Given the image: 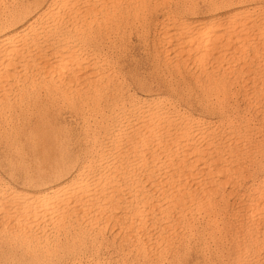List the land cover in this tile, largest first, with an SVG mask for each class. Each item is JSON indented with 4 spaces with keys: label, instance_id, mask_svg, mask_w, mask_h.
Here are the masks:
<instances>
[{
    "label": "bare ground",
    "instance_id": "6f19581e",
    "mask_svg": "<svg viewBox=\"0 0 264 264\" xmlns=\"http://www.w3.org/2000/svg\"><path fill=\"white\" fill-rule=\"evenodd\" d=\"M123 1L124 0H0V137L4 138L5 141H3L6 146L3 147L6 148L8 153L10 150V154L13 152L21 158V156L25 154H22L25 152L22 147L26 144H23V141H26L28 142L26 148L27 146L30 148L32 155L30 156L31 159L28 158V154V157L24 156L33 163H36L39 159H41V162L39 161L40 164L45 161L46 163H51L56 159V161H58L59 158L57 155V158H55V154L59 149H55L56 151L50 150V146L52 144L51 147L53 148L54 146L52 137L56 138V136H53V133L50 135L49 131L52 132V130L56 128L52 125L55 121H62L63 118L61 117V119L55 120V117H53V120L51 116V113H54L53 108L57 106L60 107L61 104L63 106L66 105L68 109V111L67 109L66 111L71 115L69 118L73 116L76 120L80 119L83 123L82 127L79 125L83 131V133H81V140L83 143H77V146H82L83 144L81 147L82 152L78 153L79 155L77 156L73 155L72 158L75 163H73V166L70 163L72 166L70 170L67 164H69L68 160L71 158L66 155L68 157L67 159L61 155L64 151L66 152L65 148H67L68 145L66 143L71 140L67 139L65 135L66 138L63 139L68 141H64L65 146L61 143V146L63 145L61 150L63 149L64 151H62V153L59 151V155L62 156L63 159L61 158L58 168L53 171L50 170L51 173H49L48 176L36 177L32 173L28 175L26 173L29 172H26L23 174L25 179L24 177L22 178L24 179L22 183H24L20 185L16 181L17 184L13 183L11 180H7L8 177L7 179L0 178V241L2 242H0V246H3V250H5L4 252L6 253L8 249H10L8 247L12 248L14 246H17L24 252V256L21 257L13 256L11 253L12 256L9 257V260L11 259L10 264H83L84 262L85 264H127V260L125 261V259H129L127 257L132 256L131 254H134L137 258L139 255L148 254L146 253L148 251L151 252V255L154 253L158 260L159 258H163L161 256L165 255V250V252L169 253L171 248L174 249L171 244L175 238H177V240L179 239V243L183 242L184 244L194 237L196 232L193 225L194 216L199 215L204 220V225H208L211 228L213 227V229L216 228L215 230L218 231L220 230L219 232L216 231L218 235L222 229H224L222 224L226 222H229V224L231 223L230 226L227 225L229 226L228 228L225 226L224 230L225 234H229L227 243L230 244L231 251L229 250L228 255L223 253L224 256L227 255V260H224V257V259L220 258L224 260L223 264H251L250 261V263L247 261L249 252L251 250H263L264 170H261L263 173L261 172L262 174H259L260 176L257 178L256 183H254V180L258 174L256 175L255 173L256 176L253 182L249 187H246L250 190L249 193H247L246 199H240L241 201H239L237 205L233 204L235 207L228 213L229 209L227 210L226 207L228 206L229 200L226 201L227 206L225 202L222 203L218 201L217 194L218 191H220L219 187H221V185L225 186L226 182L231 179L233 180L236 176L242 177L247 175L239 172L240 170H238L237 167L234 168V165H232L233 161H231V165L227 164L228 162L225 163L226 158L227 160L228 157H232L233 159L232 149H225L223 143L218 144L217 142V145L214 144L216 142L213 140L215 136L213 133V135H210L212 131L210 133L207 131L204 119L194 116V114H191L192 112L189 111H187L189 113H178L175 108V111L166 108L167 106L170 107L172 103V99L168 94L150 100L148 99L149 101L145 104H140L136 103L135 100H128L129 96L126 99L124 95L122 96L121 93H117L122 91L120 90L121 84L114 80L118 75L113 77L111 66L114 71L115 65L111 64L113 61L110 60V57L112 58V56H109L110 52L113 53V49L111 50V47L109 48L110 43H106L109 51H111L109 53L106 51L104 52L105 40H110V32L112 33V31H114L115 33L117 28L120 29L124 26L123 24L127 22L126 16L129 17V15H131L130 13L137 18L140 16L139 14L142 16L141 12L144 10L141 11V8L146 4V1L149 2V0H127L125 2L128 4H124L129 6H122ZM151 1L153 2L154 0ZM160 1L162 3L164 2L162 0ZM160 1L157 0L156 3ZM165 1L168 2L171 0ZM232 2V0H213L212 4L210 3L211 7L209 5L211 10L214 9L212 10L213 12L210 10L211 12H208L207 16L200 18H192L194 15L193 13H191L193 14L191 18H182L177 15L166 14L167 16L166 18L164 17L165 19L161 26L163 27V31H160L162 42L159 41V43L161 42L162 49H160V53L163 54V58L165 57V52L173 54L175 57L173 67H179V69L182 64L185 66L184 68H187L188 63H190L201 69L203 73H206L207 70L205 67L209 61L220 63L224 62L223 60H227L228 62H236V64L240 62L237 69L239 72L243 73L244 85L250 90L245 94L243 93L245 97L243 96L242 100L240 99L243 107L239 105L240 103H238V100L235 102L233 101L235 103V105L232 103L234 107L232 104V106L227 104V107H233L231 114L225 115L226 111L228 112V108L225 106L227 110L225 109V112H223V108L221 105L219 106L222 108V113H225L224 116H221V119H223L221 122L228 124V126H230L228 129L232 131L230 137L228 135L226 139L229 138L230 140L232 137L237 139L238 142H242L243 140L247 141L250 139L252 132H254L253 126L255 125L252 124L251 119L248 117V114L249 116L251 114L249 110L251 108L254 109L256 105L253 103H261L260 106L264 108V99L260 101V99H262L261 97L264 98V42L259 45L260 40L264 39V7L258 6L260 15L256 18L252 17V13L255 10L254 7H230ZM154 4L152 6L153 8L155 7ZM164 4H166V2H164ZM207 4L208 3H206V5ZM126 7L129 9L127 10ZM189 7L191 8V6ZM153 8H151V11ZM144 12L147 13V10ZM146 17L147 16L144 18ZM142 18L143 17H141V19ZM140 21L142 22V20ZM136 25H138V23ZM132 26L134 27V25ZM125 28L127 29V26H125ZM144 35L145 34H143V36ZM112 38L113 37H111V39ZM109 42H111V40ZM116 44L114 45L116 46ZM115 46L114 48H116ZM138 47L139 46H137V48ZM244 55L247 56V58L240 61V59H243L242 57H244ZM174 57L172 59H174ZM163 64H165V62ZM174 64L176 66H174ZM220 67L221 63L217 68ZM229 67L231 66H226L224 68L222 66V69L224 72L225 70L230 72V69L233 68L228 69ZM165 68L167 67L165 66ZM214 69H216V67ZM211 73L215 74V72ZM192 75L195 77V74ZM116 79L120 80V78ZM215 80L213 79V81ZM200 81L201 80H199V83ZM116 82L120 86L119 91L116 90L118 89L116 87ZM192 82L196 81L193 80ZM176 84H178V82ZM232 84L234 83H231V85ZM189 86L190 85H188V88ZM244 90H246V88H243V91ZM122 92H124V90ZM236 94V96H238V93ZM200 95L202 96V94ZM125 97H127V95ZM205 108L206 107H204V109ZM62 111L65 112V109ZM56 115L59 116L60 114L58 115L56 113ZM62 115L63 113L61 116ZM73 119L74 118H71V120ZM91 122L92 127H90ZM77 123H75V125ZM55 124L57 125V122ZM63 125L62 123L61 126L63 127ZM57 129L60 128H56V130ZM56 130L54 129L53 132ZM77 130L78 128L76 131ZM57 132L58 130L54 132V135ZM239 135L245 138L242 140L241 138L238 139V137H240ZM75 137L78 138L79 136ZM260 139L262 140V138ZM20 140H23V143H21ZM57 140L61 142L62 139ZM54 141L56 140L54 139ZM70 144L72 145V143ZM242 144L244 146V143ZM0 151L6 152L2 148ZM69 151L70 150L67 149V152ZM72 151L73 149H71V152ZM67 152L64 153V155L67 154ZM27 153L29 152L27 151ZM238 153L239 152H237V154ZM248 153H246L248 155L247 157H249ZM7 155L4 156L7 157ZM70 156L72 155L70 154ZM256 157L257 156H255V158ZM9 158L11 159V157ZM4 159L9 160L7 158ZM28 159L27 162L30 161H28ZM22 160L24 162V159ZM249 160L250 158L248 161ZM10 162L9 160L8 163L12 164V162ZM16 162L18 161L16 160ZM35 163L33 165L31 164L32 169L40 165H35ZM44 164L42 166H44ZM56 164L57 163H55V165ZM12 165H16L17 167L15 163ZM42 166L40 165V169ZM255 166L260 167V164ZM249 167L250 169L252 168V166ZM11 168L13 169L14 167ZM36 168L38 169L39 167ZM16 169L18 170V168ZM247 169L248 166L246 170ZM253 169L255 170L257 168ZM242 170L245 169H241V171ZM11 171L12 170H10V172ZM13 171H15V169H13ZM16 171L13 174H15ZM27 171H29V169ZM6 172L8 171L6 170ZM248 174L250 175L251 173L249 172ZM43 175H45V173ZM26 177H30V179H26ZM245 177L246 176H244V179ZM9 178L11 179L10 175ZM248 178L250 177L248 176L247 179ZM246 182L249 181L246 180ZM233 185L234 183L232 182V186ZM234 186H236V184ZM222 192H224V190H221V193ZM222 198L223 197L220 199ZM227 198L231 197L228 196ZM231 208L232 205L230 209ZM256 216H258V219ZM231 217L236 220L237 224L241 223L240 226H244L245 224L247 226V224L249 225V223L253 222L256 218L258 220L256 225L259 224V226H261L262 223L263 228L260 230L256 228V225L253 223L255 229H259V232L254 231L253 227L246 230L244 226L245 230H243V235H247L249 238L241 236L244 237L245 240L243 239L240 241L241 238L239 239V236L234 233L238 229H234L233 232L229 231L234 224V220H232ZM237 220H239V222H237ZM198 222L197 226L199 225ZM202 227L205 226H202L201 223V229H198V231L202 230ZM211 228H209L210 233H206L208 235L204 237L215 239L214 236L216 237V234L211 232L213 231ZM106 229H110L114 238H118L119 241L118 245H116V252L115 250L113 251L115 259L112 257L111 253L107 256L108 258L101 257L102 254L100 256L99 250L103 245L101 238V241L97 239L99 244H96V239L94 241L95 243H90L89 241V243L87 242L89 245L84 243L86 239L85 236L87 237L88 233H94L93 235L98 236ZM241 229L237 231H240V234L242 233ZM46 230H51L53 232L51 235L52 238L50 237L51 239L45 236ZM68 231L73 232L71 237H69L70 232ZM253 231L259 233L258 235L256 234L255 239L251 237L252 234L254 235ZM204 232L201 235L202 237L205 234ZM222 237L219 236L221 241ZM195 239H197L196 236ZM171 240L172 242L169 245ZM206 240L208 241L209 239H205L204 241ZM216 240L218 241V237ZM104 242L106 243V240ZM107 242L113 243V238L112 242H110L109 239ZM183 244L182 246L185 245ZM203 244L205 245V243ZM112 245L110 244L109 248H111ZM170 246L171 248L167 251L166 248ZM185 247L188 246L186 245ZM103 250L101 249V253ZM216 253L219 254L218 252ZM5 254L3 251L0 252V264H3L4 258H7ZM134 256L133 258H135ZM256 257H258V255ZM215 259L217 262V258ZM4 264L7 263L5 262Z\"/></svg>",
    "mask_w": 264,
    "mask_h": 264
},
{
    "label": "rangeland",
    "instance_id": "374dc122",
    "mask_svg": "<svg viewBox=\"0 0 264 264\" xmlns=\"http://www.w3.org/2000/svg\"><path fill=\"white\" fill-rule=\"evenodd\" d=\"M125 1H127V0H124L123 1V3H122V6H129V5H127L128 3L127 2H125ZM131 1H135V0H131ZM151 0H149V2L148 1H146V4L141 8V11L142 10H144V11H146L147 10V13L146 12H141L142 13V16H141V14H139L140 16V19H139V17L137 18V17H135L132 13H130L131 15H129V17L128 16H126L127 18V22L126 23H124L122 26L123 27H121L120 29H116L115 30V33H114V31H112V33L110 32V34H109V36H110V40H111V42H115L114 44H116V46L113 44V43H111V42H109L110 40H105L106 42H105V46L107 47L108 45L106 44V43H110L109 44V48L112 50V52L114 53H111L110 51H109V49H108V47L106 48L105 46H104V44H103V46H104V52L106 51L107 53H109V56L111 55L112 56V58L110 57V60H112L113 62L111 63L112 65H115L114 66V71L112 70L113 69V67L111 66V71H112V73H113V77H115V75H118V77H115V81H117V82H119V84H121V87L119 86V84L117 83V88L118 89H116V90H118L119 91V89L120 90H124V92H117V93H121L122 94V96L124 95V98H128V96H129V98H128V100H135V102L136 103H146V102H148L150 99H152V98H155V97H159V96H162V95H165V94H168L170 97H171V99H172V103H171V105H170V107L169 106H167L166 108H170L171 110H173V111H175L174 110V108L177 110L176 112H178V113H189V112H192L191 114H194V116H198V117H200V118H202V119H204V121L206 122L205 123V126H206V128H207V131L210 133L211 131V134L210 135H213L214 134V136H215V138L213 139L214 140V144H216L217 145V142H218V144H220V143H223V145H224V148L225 149H228V148H230V149H232L231 151L233 152V159H232V157L231 158H229L228 157V160H227V158H226V162L225 163H227V164H230L231 165V161H233L232 162V165H234V168H238V170H240L239 172H242L243 174H247L250 178H248L247 179V175H244V176H246L245 177V179H244V176H239V177H234L235 178V180H234V178H233V180L231 179V180H229L228 182H226V187L225 186H223V185H221V187L223 188H221V187H219L220 188V191H218V194H217V198L219 199H217L218 201H221L222 203H224L225 202V205L227 206V202L226 201H228L229 200V203H228V206L226 207V209L228 210V213H230V211L235 207L233 204H235V205H237L238 204V202L239 201H241L240 199H246V197H247V193H249V188H246V187H249L250 186V184L253 182V179L255 178V176L258 174V176H256V179L254 180V183H256V181H257V178L263 173L262 171L264 170V168H262V167H264V124H262V123H264V108H262L260 105H261V103L259 104V103H253V104H256L255 105V107L257 106V105H259V106H257L256 108L254 107V109L253 108H251L250 110H249V113H251L250 114V116H249V114H248V117H249V119H251V122H252V124L253 125H255V126H253L254 127V129H253V131L254 132H252V137L250 136V139H248L247 141H239L238 142V140L237 139H235V138H230V140H229V138H227L226 139V137L229 135V137H230V135L232 134V131H231V129H228L230 126H228V124H226V123H224V122H221V121H223V119H221L222 117L221 116H224V114L225 113H222V110H224L223 112H225V109L227 110V108H228V112L226 111V114L225 115H227V114H231V110H233V107H234V105H235V101H239L238 103H240L239 105H242V107H243V104H242V102H241V100H242V98H243V96H244V94L246 93V92H249L250 90L249 89H247V87L244 85V75H243V73L242 72H239L238 71V65H240V62L238 63V64H236V62H228L227 60H223L224 62H220L221 63V67L220 68H217L218 66H219V62H216V61H209L208 63H207V66L205 67V69L207 70L206 71V73H203V71L201 70V69H199L198 67H196L195 65H192V64H190V63H188V65H187V68H184L185 66L182 64L181 66H180V69H179V67L177 68V67H173V63L175 62V57H174V55L173 54H171V53H167V52H165L164 53V55H165V57L163 58V54L162 53H160L161 51H160V49H162L161 48V32L163 31V27H161L162 26V23H163V21H164V19L166 18V16L168 15V14H170V15H177V16H179V17H182V18H187V17H189V18H191L192 16L191 15H193V17L192 18H200V17H205V16H207L208 15V12L210 13L212 10H214V9H212L211 10V4H212V2H213V0H171V1H165V0H162V1H164V2H166V4H164V2L162 3L160 0V2L157 4L156 3V1L153 3L152 1L150 2ZM176 1V2H175ZM212 1V2H211ZM215 1V0H214ZM233 2L231 3V5H230V7H235V6H241V7H244V8H250V7H254L255 8V10L253 11V13H252V17H258L259 15H260V9H259V7H264V0H242V2H241V0H232ZM256 1V2H255ZM148 2V3H147ZM185 2V3H184ZM188 2H190V3H188ZM247 2V3H246ZM124 3H127V4H124ZM154 4V8L152 7L153 6V4ZM162 3V4H161ZM168 3V4H167ZM176 3V4H175ZM206 3H208L207 5H206ZM211 3V4H210ZM240 3V4H239ZM149 4V5H148ZM152 4V5H151ZM159 4H161V5H159ZM163 4H164V6H163ZM170 4V5H169ZM199 4V5H198ZM201 4V5H200ZM147 5V6H146ZM156 5H157V7H156ZM166 5V6H165ZM195 5V6H194ZM197 5V6H196ZM209 5H210V7H209ZM248 5V6H247ZM145 6H146V8H145ZM150 6H151V8H153V10L151 11V8H150ZM181 6V7H180ZM189 6H191V8L189 7ZM194 6V7H193ZM259 6V7H258ZM148 7V8H147ZM163 9H162V8ZM178 7V8H177ZM179 7H180V9H179ZM184 7V8H183ZM199 7H201V8H199ZM127 8V7H126ZM126 8H125V10H126ZM150 8V9H149ZM161 8V9H160ZM188 8V9H187ZM225 8V7H224ZM226 8H228V7H226ZM129 8H127V10H128ZM158 11H157V10ZM170 9V10H169ZM175 9V10H174ZM178 9H179V11H178ZM187 9V10H186ZM194 9H195V11H194ZM197 9V10H196ZM126 10V11H127ZM156 10V11H155ZM166 10V11H165ZM185 10V11H184ZM211 10V11H210ZM150 13H149V12ZM177 11V12H176ZM183 11V12H182ZM189 11V12H188ZM160 12V13H159ZM163 14H162V13ZM179 12V13H178ZM213 12V11H212ZM146 15H145V14ZM176 13H178V14H176ZM191 13H193V14H191ZM196 13V14H195ZM148 14V15H147ZM152 14V15H151ZM167 14V15H166ZM182 14H183V16H182ZM186 14V15H185ZM254 14V15H253ZM150 15H151V18H150ZM153 15H155V16H153ZM188 15V16H187ZM145 16H147L146 18H144ZM141 17H143L142 19H141ZM165 17V18H164ZM135 18V19H134ZM162 18H163V20H162ZM188 18V19H189ZM133 20V21H132ZM140 20H142V22L140 21ZM148 20V21H147ZM158 20V21H157ZM144 21H146V22H144ZM151 21H152V23H151ZM154 21V22H153ZM160 21H162V22H160ZM131 22V23H130ZM134 22V23H133ZM138 23V25H136L137 23ZM144 22V23H143ZM129 24V25H128ZM131 24V25H130ZM153 24V25H152ZM132 25H134V27L132 26ZM145 25V26H144ZM154 25H156V26H154ZM125 26H127V29L125 28ZM131 26V27H130ZM141 26V27H140ZM155 27V28H154ZM145 28V29H144ZM149 28V29H148ZM151 28V29H150ZM130 29V30H129ZM160 29V30H159ZM124 30V31H123ZM141 30H142V32H141ZM159 30V31H158ZM131 31V32H130ZM134 31V32H133ZM161 31V32H160ZM117 32V33H116ZM154 32H156V33H154ZM160 32V33H159ZM114 33V34H113ZM124 33V34H123ZM141 33V34H140ZM149 35H148V34ZM143 34H145L144 36H143ZM113 35V36H112ZM117 35V36H116ZM121 35V36H120ZM127 35V36H126ZM130 35V36H129ZM154 35V36H153ZM155 35H157V36H155ZM123 36V37H122ZM135 36V37H134ZM149 36V37H148ZM111 37H113L112 39H113V41H112V39H111ZM125 37H128V38H125ZM120 38V39H119ZM138 38H140V39H138ZM122 39V40H121ZM129 39V40H128ZM137 39V40H136ZM142 39H143V41H142ZM158 39V40H157ZM115 40V41H114ZM120 40H121V42H120ZM136 40V41H135ZM129 41V42H128ZM159 41H161L160 43H159ZM127 42V43H126ZM136 42V43H135ZM262 42H264V39L263 40H260V42H259V45L260 44H262ZM119 43V44H118ZM121 43V44H120ZM130 45H129V44ZM139 45H138V44ZM147 43V44H146ZM151 43V44H150ZM156 43H157V45H156ZM134 44V45H133ZM112 45V46H111ZM120 45V46H119ZM114 46L116 47V48H114ZM128 46V47H127ZM137 46H139L138 48H137ZM145 46V47H144ZM127 47V48H126ZM142 47V48H141ZM160 47V48H159ZM147 49H148V51H147ZM108 50V51H107ZM119 50H121V51H119ZM125 51V52H124ZM118 52V53H117ZM127 52V53H126ZM148 52H149V55H148ZM156 52H159L161 55H162V57H161V55L159 54V53H156ZM129 53V54H128ZM116 54V55H115ZM120 54V55H119ZM159 54V55H158ZM166 54H167V56H166ZM170 54V55H169ZM148 55V56H147ZM156 55V56H155ZM245 55H246V53H245ZM244 55V57H242L243 59H240V61H243L244 59H246L247 58V56H245ZM115 56H117V57H115ZM128 56V57H127ZM171 56V57H170ZM114 57V58H113ZM118 57H120V58H118ZM149 57H150V60H149ZM161 57V58H160ZM174 57V59H172ZM168 58V59H167ZM114 59V60H113ZM118 59V60H117ZM147 59V60H146ZM159 59V60H158ZM161 59V60H160ZM165 59H166V61H165ZM172 59V60H171ZM123 60H124V62H123ZM127 60V61H126ZM149 60V61H148ZM136 61V62H135ZM226 61V62H225ZM118 63V64H116V63ZM128 62V63H127ZM154 62V63H153ZM156 62V63H155ZM165 62V64H163ZM212 62V63H211ZM122 63V64H121ZM130 63V64H129ZM150 63V64H149ZM216 65H215V64ZM242 63V62H241ZM129 64V65H128ZM132 64H133V66H132ZM170 64H171V66H170ZM122 65V66H121ZM125 65H126V67H125ZM128 65V66H127ZM190 65H192V66H190ZM211 65V66H210ZM235 65V66H234ZM165 66L167 67V68H165ZM174 66H176L175 64H174ZM183 66V67H182ZM222 66H223V68L224 67H226V66H231V67H229L228 69H230V68H233V69H230V72L229 71H226L225 70V72H224V70L222 69ZM116 67V68H115ZM121 67V68H120ZM133 67V68H132ZM172 67V68H171ZM216 67V69H214ZM123 68V69H122ZM176 68V69H175ZM184 68V69H183ZM164 69V70H163ZM168 69V70H167ZM187 69V70H186ZM200 71H199V70ZM211 69V70H210ZM162 70V71H161ZM171 70V71H170ZM178 70V71H177ZM184 70V71H183ZM167 71H168V73H167ZM170 71V72H169ZM173 71V72H172ZM189 71V72H188ZM194 71V72H193ZM215 72V74L214 73H211V72ZM223 71V72H222ZM233 71V72H232ZM236 71H238V72H236ZM163 72V73H162ZM222 72V73H221ZM123 73V74H122ZM171 73V74H170ZM177 73V74H176ZM184 73V74H183ZM201 73V74H200ZM208 73H209V75H208ZM174 74V75H173ZM180 74V75H179ZM187 74V75H186ZM192 74H195V77H196V75H197V77L195 78L194 77V75H192ZM222 74V75H221ZM233 76H232V75ZM122 75V76H121ZM164 75V76H163ZM172 75V76H171ZM175 75H176V77H175ZM201 75V76H200ZM214 75V76H213ZM218 75V76H217ZM220 75V76H219ZM228 75V76H227ZM231 77H230V76ZM235 75V76H234ZM180 76V77H179ZM193 76V77H192ZM198 76H199V78H198ZM206 76V77H205ZM217 76V77H216ZM224 76H226V77H224ZM124 77V78H123ZM169 77V78H168ZM174 77H175V79H174ZM183 77V78H182ZM202 77V78H201ZM215 77V78H214ZM218 77H219V81H218ZM235 77V78H234ZM116 78H120V80H121V82H120V80H117ZM178 78H180V79H178ZM194 78V79H193ZM209 80H208V79ZM212 78V79H211ZM230 78H231V80H230ZM234 78V79H233ZM239 78V79H238ZM124 79V80H123ZM182 79V80H181ZM187 81H186V80ZM190 80V83H189V80ZM204 79V80H203ZM213 79L215 80V81H213ZM127 80V81H126ZM175 80V81H174ZM196 81V82H192V81ZM199 80H201L200 81V83H199ZM222 80V81H221ZM230 80V81H229ZM234 80H235V82H234ZM125 81V82H124ZM224 81V82H223ZM169 82H170V84H169ZM178 82V84H176ZM180 82V83H179ZM186 82V83H185ZM188 82V83H187ZM192 82V83H191ZM209 82V83H208ZM229 82V83H228ZM115 83V84H116ZM173 83V84H172ZM194 83H196V84H194ZM202 83V84H201ZM210 83H213V84H210ZM215 83V84H214ZM223 83V84H222ZM225 83V84H224ZM226 83H228V84H226ZM231 83H234V84H232L231 85ZM125 84V85H124ZM176 84V85H175ZM184 84V85H183ZM190 85L189 86V88H188V85ZM221 84V85H220ZM231 86H230V85ZM242 86H241V85ZM196 85V86H195ZM212 85V86H211ZM220 85V86H219ZM224 85H226V86H224ZM128 86V87H127ZM170 88H169V87ZM175 86V87H174ZM182 88H181V87ZM194 86H195V88H194ZM200 86V87H199ZM216 86V87H215ZM239 86V87H238ZM241 86V87H240ZM120 87V88H119ZM187 89H186V88ZM219 87V88H218ZM225 87V88H224ZM231 87V88H230ZM234 87V88H233ZM176 88V89H175ZM184 88V89H183ZM209 88V89H208ZM213 88V89H212ZM215 88H217V89H215ZM240 88V89H239ZM243 88L245 89L246 88V90H244L243 91ZM173 89V90H172ZM179 89V90H178ZM201 91H200V90ZM223 89V90H222ZM227 89V90H226ZM233 89V90H232ZM239 89V90H238ZM183 90V91H182ZM189 90V91H188ZM214 91V92H211V91ZM222 90V91H221ZM135 91V92H134ZM187 91V92H186ZM207 91V92H206ZM218 91V92H217ZM225 91V92H224ZM235 93H234V92ZM115 92V93H116ZM126 92V93H125ZM129 92V93H128ZM186 92V93H185ZM210 92V93H209ZM223 92V93H222ZM227 92V93H226ZM128 93V94H127ZM135 93V94H134ZM170 93H171V95H170ZM178 93V94H177ZM213 93H214V95H213ZM234 93V94H233ZM236 93H238V96H236L237 94ZM244 93V94H243ZM200 94H202V96L200 95ZM217 94H220V95H217ZM127 95V97H125ZM132 95V96H131ZM180 97H178V96ZM195 95V96H194ZM210 95H212V96H210ZM224 95V96H223ZM229 95H230V97H229ZM131 96V97H130ZM148 96V97H147ZM186 96V97H185ZM194 96V97H193ZM217 96H218V98H217ZM232 96V97H231ZM191 97V98H190ZM210 97V98H209ZM216 97V98H215ZM221 97H223V98H221ZM229 99H228V98ZM245 97V96H244ZM133 98V99H132ZM135 98V99H134ZM174 98V99H173ZM176 98V99H175ZM196 98V99H195ZM262 99H260V101H262L264 98L263 97H261ZM142 99V100H141ZM149 99V100H148ZM194 99V100H193ZM201 101H199V100ZM216 99V100H215ZM220 99H222V100H220ZM241 99V100H240ZM175 100V101H174ZM182 100V101H181ZM191 100V101H190ZM203 100V101H202ZM207 100V101H206ZM218 100V101H217ZM224 100V101H223ZM229 100V101H228ZM138 101V102H137ZM189 101H190V103H189ZM209 101V102H208ZM220 101V102H219ZM223 101V102H222ZM228 101V102H227ZM234 101V102H233ZM174 102V103H173ZM177 102V103H176ZM217 102H218V104H217ZM230 102V103H229ZM184 103V104H183ZM192 103V104H191ZM195 103V104H194ZM205 103V104H204ZM224 103V104H223ZM232 103H234V105L232 104ZM227 104L229 105V106H232L233 105V107H227ZM232 104V105H231ZM62 105V104H61ZM60 105V107H62ZM191 105V106H190ZM195 105V106H194ZM204 105V106H203ZM219 105H221V107L223 108H221ZM214 106V107H213ZM217 106V107H216ZM227 108H226V107ZM60 107H54L52 110L54 111V113H51V116H52V118L53 117H55V120H58V119H61V117L63 118L62 119V121L61 120H58V121H55L54 122V124H52L54 127H56V128H60V129H57L58 130V132L57 133H55V135H54V132H56L57 130H56V128H54L56 131H54L53 132V130H52V132L51 131H49L50 132V135H52V133H53V136H56V138H53L52 137V143H54V146H53V148L51 147L53 144L52 143H50V144H52L51 146H50V150H54V151H56L55 149H59V151H61V153H62V151H64L63 149L61 150V148H62V146L64 145L65 146V143H64V141L65 142H67L68 140H64L63 138H66V136H67V139H71V140H69L68 141V143H66V144H68L67 145V148H65V150H66V152H67V149L68 150H70L69 152H67V154H65L64 155V153H66L65 151L61 154L64 158H67L68 159V157L67 156H69L71 159V161L70 160H68V162H69V164H67V166L69 167V170H70V168H72V166L74 165L73 163H75V162H73V155L74 156H77V155H79L78 153H81L82 152V146H83V144H82V146L80 145H78L77 146V143L78 144H81V143H83L82 142V140H81V138H82V134L81 133H83V131L81 130L82 128V126H83V123H82V121L80 120V119H75V117H71V118H74L73 120H71V118H69V116H71L70 114H69V112H67L68 111V109H67V107H66V105H64L63 107H65V108H60ZM183 107V108H182ZM203 107V108H202ZM204 107H206L205 109H204ZM57 108H60V109H57ZM173 108V109H172ZM178 108H179V110H178ZM215 108V109H214ZM218 108V109H217ZM241 108V107H240ZM65 109V112H63L62 110H64ZM66 109H67V111H66ZM199 109V110H198ZM203 109V110H202ZM211 109V110H210ZM222 109V110H221ZM259 109V110H258ZM253 110H254V113H255V111H256V113L254 114L253 113ZM260 110H261V113H260ZM57 111V112H56ZM59 111V112H58ZM62 111V112H61ZM183 111V112H182ZM187 111H189V112H187ZM220 111V112H219ZM252 111V112H251ZM258 111V112H257ZM59 115V116H57L56 115V113ZM63 113V115L61 116V114ZM69 115H68V114ZM206 113V114H205ZM210 113V114H209ZM216 113H218V114H216ZM55 114V115H54ZM66 114V115H65ZM215 114V115H214ZM223 114V115H222ZM259 114V115H258ZM54 115V116H53ZM214 115V116H213ZM217 115V116H216ZM58 117V118H57ZM67 117H68V119H67ZM212 117V118H211ZM53 120H54V118H53ZM64 120V121H63ZM79 120V121H78ZM253 120V121H252ZM258 120V121H257ZM81 121V122H80ZM261 121V122H260ZM57 122V125L55 124ZM78 122V123H77ZM59 123H60V125H59ZM64 124L63 125V127L61 126V124ZM72 123V124H71ZM75 123H77L76 125H75ZM82 123V124H81ZM211 123V124H210ZM217 123V124H216ZM258 123V124H257ZM259 123H261V124H259ZM67 127H66V126ZM78 125V126H77ZM79 125H81V127L79 126ZM52 126V127H53ZM58 126V127H57ZM72 126V127H71ZM215 126V127H214ZM225 128H224V127ZM63 129H62V128ZM65 127H66V129H65ZM80 127V128H79ZM90 127H92V122L90 123ZM78 128V130L76 131V129ZM213 128H214V130H213ZM64 129H65V131H64ZM92 129V128H91ZM211 129V130H210ZM219 129V130H218ZM222 129V130H221ZM224 129H226V130H224ZM256 129V130H255ZM68 130V131H67ZM217 130H218V132H217ZM231 132H230V131ZM258 130V131H257ZM67 131V132H66ZM224 133H223V132ZM61 132H62V134H61ZM80 132V133H79ZM217 132V133H216ZM220 132V133H219ZM222 132V133H221ZM229 132V133H228ZM261 132V133H260ZM213 133V134H212ZM255 133V134H254ZM259 133V134H258ZM63 134H64V136H63ZM68 134V135H67ZM74 134H76V135H74ZM217 134V135H216ZM225 134V135H224ZM66 135V136H65ZM254 135H255V137H254ZM75 136H79L78 138H76ZM217 136V137H216ZM221 136V137H220ZM240 137H238V139H240L241 138V140L242 139H244L245 137H243L242 138V136L241 135H239ZM59 137V138H58ZM258 137V138H257ZM1 139V141H0V150H1V148L3 149V150H5L6 151V148H4L3 146H5V140H4V138H2V137H0ZM217 138V139H216ZM260 138H262V140L260 139ZM54 139L56 140V141H54ZM57 139H62L63 140V142H62V140H61V142H60V140H57ZM79 139V140H78ZM216 139V140H215ZM226 139V140H225ZM4 140V141H3ZM75 140V141H74ZM81 140V141H80ZM233 140H235V141H233ZM254 140V141H253ZM23 140H20V142L21 143H23V144H27L28 142H26V141H23ZM225 141V142H224ZM231 143H230V142ZM237 141V142H236ZM259 141V142H258ZM3 142V143H2ZM56 142V143H55ZM58 142H60V143H58ZM72 143V145L70 144V143ZM80 142V143H79ZM258 144H257V143ZM61 143L63 144L62 146H61ZM233 143V144H232ZM242 143H244V146H243V144ZM251 143V144H250ZM26 144L22 147V149H23V151H25V152H23L22 154H24L26 157H28V158H30L31 159V155H32V153L30 152L31 150H30V148L27 146V148H26ZM227 144V145H226ZM253 144V145H252ZM256 144V145H255ZM70 145V146H69ZM222 145V144H221ZM242 147H241V146ZM250 145V146H249ZM58 146H61V147H58ZM248 146V147H247ZM254 146V147H253ZM258 146V147H257ZM6 147V146H5ZM56 147H58V148H56ZM70 147V148H69ZM71 147H73V148H71ZM76 147V148H75ZM227 147V148H226ZM236 147V148H235ZM239 147H241V148H239ZM256 147H257V149H256ZM253 150H252V149ZM26 149V150H25ZM28 149V150H27ZM71 149H73V151H74V153H73V151L71 152ZM78 149V150H77ZM234 149V150H233ZM240 149V150H239ZM257 151H256V150ZM81 150V151H80ZM27 151L29 152V153H27ZM59 151H56V154H55V156L57 155L58 156V161H54V162H49V163H46V161L45 162H43V160H42V164H40V160L41 159H39V161H36V163H35V165H37V164H40L41 166L44 164V166H42L41 167V169H42V171H41V169H40V165L38 166H35V168L34 169H32V165L34 164L30 159H28V158H26L24 155H22L21 156V158H19L18 157V155L17 154H14L13 152H11L12 154H10V150H9V153L6 151V152H1L0 151V178H3V179H7V177H8V179L7 180H11L13 183H16V182H18V184L20 185V184H23L22 183V180L24 181V179H25V177H24V175L23 174H25L26 172H29V173H26V174H30V173H32L34 176H36V177H46V176H48V174L49 173H51V171L50 170H54V169H56V168H58L59 167V163H60V160H61V158H62V156H60L59 154H60V152ZM75 151H77V152H75ZM251 151V152H250ZM71 152V153H70ZM237 152H239L238 154H237ZM249 152V153H248ZM257 152V153H256ZM76 153V154H75ZM242 153V154H241ZM246 153H248L249 154V157H247L248 155L246 154ZM251 153V154H250ZM8 154V155H7ZM10 154V155H9ZM27 154H28V156H27ZM70 154L72 155V156H70ZM235 154H236V156H235ZM245 154H246V156H245ZM7 155V157H5V156ZM16 155L17 156V158H19V159H17L16 158V156H15V158H14V156ZM67 155V156H66ZM241 155V156H240ZM253 155V156H252ZM3 156V157H2ZM57 156L55 157V158H57ZM60 156V157H59ZM239 156V157H238ZM255 156H257L256 158H255ZM9 157H11V159L9 158ZM22 157H24V158H22ZM242 157V158H241ZM244 157V158H243ZM4 158H7V159H9L11 162H12V164L13 163H15V164H17V167H16V165H12V164H9L8 162H9V160H6V159H4ZM26 158V159H25ZM250 158V160L248 161V159ZM258 158V159H257ZM22 159H24V162H23V160ZM27 159H28V161L29 162H27ZM63 159V158H62ZM230 159V160H229ZM245 159H246V161H245ZM6 160V161H5ZM16 160L18 161V162H16ZM22 162H21V161ZM26 160V161H25ZM253 160V161H252ZM255 160V161H254ZM257 160V161H256ZM260 160V161H259ZM4 161V162H3ZM8 161V162H7ZM21 163H20V162ZM230 161V162H229ZM236 161H237V163H236ZM241 161V162H240ZM252 161V162H251ZM10 162V163H11ZM39 162V163H38ZM67 162V163H68ZM239 162V163H238ZM245 162V163H244ZM254 162V163H253ZM257 164H256V163ZM260 162V163H259ZM24 163V164H23ZM28 163H30V164H28ZM55 163H57L56 165H55ZM70 163H71V165H70ZM247 163V164H246ZM248 163H250V164H248ZM254 165H253V164ZM263 164V166H262V164ZM4 164H5V166H4ZM32 164V165H31ZM48 164V165H47ZM246 164V165H245ZM252 164V165H251ZM260 164V167L259 166H255V165H259ZM7 165H9V166H7ZM31 165V166H30ZM52 165V166H51ZM242 165H244V166H242ZM7 166V167H6ZM19 166V167H18ZM30 166V167H29ZM48 166V167H47ZM71 166V167H70ZM241 168H240V167ZM246 166V167H245ZM247 166H248V169L250 170H246V168H247ZM249 166H252V168L251 169H253V168H257V169H253V170H251L250 169V167ZM262 166V167H261ZM4 167V168H3ZM11 167H14L13 169H15V171L17 170L16 168H18V170L16 171V173L15 174H13L15 171H13V169L11 168ZM28 167V168H27ZM34 167V166H33ZM36 167H39L38 169L36 168ZM46 167V168H45ZM11 168V169H10ZM53 168V169H52ZM67 168V167H66ZM259 168H262V169H259ZM9 169V170H8ZM19 169H20V171H19ZM29 169V171H27ZM241 169H245V170H242L241 171ZM6 170L8 171V172H6ZM10 170H12L11 172H10ZM25 170V171H24ZM46 170V171H45ZM262 170V171H261ZM42 173H41V172ZM44 171V172H43ZM49 171V172H48ZM254 171V172H253ZM260 171V172H259ZM11 174H10V173ZM47 172V173H46ZM247 172V173H246ZM251 173L250 175L248 174V173ZM262 172V173H261ZM36 173V174H35ZM45 173V175H43ZM255 173H256V175H255ZM13 174V175H12ZM19 174V175H18ZM260 174V175H259ZM9 175H10V177H11V179L9 178ZM23 175V176H22ZM32 175V176H33ZM252 175H253V177H252ZM14 176V177H13ZM155 176H157V175H155ZM13 177V178H12ZM19 177V178H18ZM24 177V179H22ZM252 177V178H251ZM240 178V179H239ZM243 178V179H242ZM215 179H216V177H215ZM236 179H237V181H236ZM239 179V180H238ZM252 181H251V180ZM246 180L247 181H249V182H246ZM16 181V182H15ZM243 181V182H242ZM251 181V182H250ZM232 182L234 183V185L236 184V186H232ZM230 185H229V184ZM238 183V184H237ZM242 183V184H241ZM17 184V183H16ZM223 184H225V183H223ZM228 184V185H227ZM247 185V186H246ZM245 186V187H244ZM232 189V190H231ZM248 189V190H247ZM221 190L223 191L224 190V192H222L221 193ZM247 190V191H246ZM233 191V192H232ZM236 191V192H235ZM243 191H244V193H243ZM237 192H239V193H237ZM234 193V194H233ZM246 193V194H245ZM221 194V195H220ZM230 194H231V196H230ZM243 194V195H242ZM223 195H225V196H223ZM246 195V196H245ZM231 197V198H227V197ZM240 196V197H239ZM221 197H223L222 199H220ZM226 199V200H225ZM231 200H232V204H231ZM237 202V203H236ZM232 205V208L230 209V207H231V205ZM195 218H194V223H193V225H194V229L196 230V232H200L199 234L198 233H196L195 232V235H194V237L190 240V241H188V242H186V243H184L183 244V242H181V243H179V239L177 240V238H175V240H177V241H175L174 239V241H173V243L171 244V242H172V240L170 241V243H169V245L171 244V246L174 248V249H172L171 248V246L170 247H168V248H166L167 249V251L169 250L170 252L168 253V252H165L164 251V254L165 255H162L161 257H163L162 259L161 258H159L158 260L156 259V255L153 253V255H151V252L150 251H148V252H146V253H148V254H144V255H137L138 257L136 258L135 256H134V254H131L132 256H128L127 258H129V259H125V261H126V263L127 264H129L130 262V264H144V262H145V264H150L151 263V261H152V263L154 264H166V263H168V264H190V262H191V264H223L224 263V260H227V255L229 254V250H230V248H231V246H230V244H228L227 243V241H228V239H229V234H225V232H224V230H225V226L228 228L230 225H231V223L229 224V222H226V223H224V224H222L223 226H224V229H222V231L219 233V235H218V232L220 231H218V230H215V229H213V227L211 228V227H209L208 225H204V220L199 216V215H195L194 216ZM197 217V218H196ZM256 218L258 219V216H256ZM254 219L253 220V222H251V223H249V225L247 224V226H246V224L244 225L245 227H246V230L248 229V228H250V227H253V230L254 231H259V229L261 230L263 227V225H262V223H261V226H259V224L258 225H256L258 222V220L257 219ZM198 219H199V222H198ZM202 220V222H201V220ZM231 219L232 220H234V224H236V225H234L233 223V227H232V229L231 230H229L230 232H233L234 231V229H241V234L239 233V232H237L236 230V232H234V233H236L239 237V239H240V241L241 240H243L244 239V237L246 236V237H248L247 235H243L244 233V231L243 230H245V227L243 226V225H241L240 226V224L241 223H236V220L235 219H233L232 217H231ZM197 222H198V226H197ZM237 222H239V220H237ZM201 223H202V226H205V227H202L203 229V231L202 230H199L198 231V229H201L200 227H201ZM256 225V228H259V229H255V227H254V224ZM196 224V225H195ZM242 224H244V223H242ZM252 224V225H251ZM227 225H229V226H227ZM208 226V227H207ZM237 226V227H236ZM197 227V228H196ZM236 227V228H235ZM244 227V228H243ZM204 228H206V229H204ZM209 228H211V230H213V231H211L212 233L214 232L215 234H216V237L214 236V238L215 239H213V238H209V237H204V236H207L208 234H206V233H210V229ZM208 230H209V232H208ZM227 230V231H228ZM108 231V232H107ZM204 231H206V232H204ZM216 231H218V232H216ZM228 231V232H229ZM253 231V233H254V235L252 234V239L254 238L255 239V237H256V234L258 235L259 233H257V232H254ZM52 231L51 230H46V232H45V236H47V238L48 239H51L52 238V234H53V232L51 233ZM68 232H70V231H68ZM110 232V233H109ZM203 232L205 233L204 235H203V237L201 236L202 234H203ZM222 232H224V233H222ZM260 232V231H259ZM72 233L73 232H70V234H69V237H71V235H72ZM104 233H105V235H104ZM91 234V235H90ZM88 233L87 234V237L85 236V238L87 239H85L84 240V243H86L87 244V242L89 241L90 243L91 242H94L95 241V239L97 240H100V238H101V240H102V242H103V247L101 246V248H100V252H99V254H100V256H101V254H102V256L101 257H103V258H108L107 256L108 255H110V253H111V255H112V257H114V259H115V255H114V250H115V252H116V249H117V246L116 245H118V238L116 239V238H114V235H113V233H111V231H110V229H106L104 232H102V234L100 233L98 236L97 235H93L92 233ZM199 236H198V235ZM89 235H90V237H89ZM93 235V236H92ZM104 237H103V236ZM113 237H112V236ZM227 236V238H226V236ZM95 236H97V237H95ZM195 236H196V238L197 239H195ZM219 236H223L222 237V241L220 240L221 238H219ZM241 236H244V237H241ZM51 237V238H50ZM93 237H94V239H93ZM110 237V238H109ZM217 237H218V241L216 240L217 239ZM90 238V239H89ZM102 238H106V239H102ZM112 238H113V241L115 242V243H117V244H115L114 242L113 243H108L107 242V240L109 239L110 240V242H112ZM249 238V237H248ZM115 239V240H114ZM202 239H203V241L205 240V239H211V240H213V241H202ZM98 240L97 241H95L96 242V244L98 243L99 244V242H98ZM100 240V241H101ZM106 240V243L104 242V241ZM194 240V241H193ZM197 240H198V242H197ZM245 240V239H244ZM196 241V242H195ZM218 243H217V242ZM1 242V241H0ZM88 242V243H89ZM94 242V243H95ZM194 244H193V243ZM214 242V243H213ZM225 242H226V245H225ZM2 243V242H1ZM179 245V247H178V245ZM198 243V244H197ZM203 243H205V245L203 244ZM223 243V244H222ZM85 244V245H86ZM107 244H109V245H107ZM110 244L112 245L111 246V248H113V249H111V248H109V246H110ZM181 244V245H180ZM182 244L184 245V246H182ZM197 244V245H196ZM2 245V244H1ZM87 245H89V244H87ZM104 245H105V247H104ZM107 245V246H106ZM176 247H175V246ZM188 246V247H185V246ZM199 245V246H198ZM206 245H208V246H206ZM211 245V246H210ZM229 245V246H228ZM262 245H263V250L262 251H254V250H251L250 252H249V254H248V256H250V257H248L247 256V261H248V263H250L251 262V264L253 263L254 264V260H255V264H264V259H263V256H264V241H263V243H262ZM189 246H190V248H189ZM193 246V247H192ZM214 248H213V247ZM223 246V247H222ZM15 247V248H14ZM14 247H8V248H10V249H8V252L6 253V252H4L5 250H3V246H0V252H2L3 251V253L6 255V257L7 258H4V260H3V264L6 262L7 264H8V262H9V264H10V260H9V257L10 256H12V254H13V256H18V257H21V256H24V252L21 250V249H19L17 246H14ZM106 247H107V249H106ZM185 249H184V248ZM201 247V248H200ZM211 247V248H210ZM105 248V249H104ZM115 248V249H114ZM192 248V249H191ZM205 248V249H204ZM208 250H207V249ZM223 248V249H222ZM101 249L103 250L102 251V253H101ZM190 249V250H189ZM196 249H198V250H196ZM215 249H217V250H215ZM219 249H221L222 250V252H221V250H219ZM228 249V250H227ZM13 250V251H12ZM23 252V254H22V252ZM185 250V251H184ZM196 250V251H195ZM206 250H207V252H206ZM225 250V251H224ZM18 251V252H17ZM179 253H178V252ZM189 251V252H188ZM193 251V252H192ZM210 251V252H209ZM226 251H228V252H226ZM231 251V250H230ZM14 252V253H13ZM16 252V253H15ZM191 252V253H190ZM216 252H218L219 254H217ZM254 254H253V253ZM259 252V253H258ZM260 252H261V254H260ZM12 253V254H11ZM113 253V254H112ZM171 253V254H170ZM174 253H176V254H174ZM206 253V254H205ZM222 253V254H221ZM227 254V255H225L224 256V254ZM252 253V254H251ZM15 254V255H14ZM104 254V255H103ZM187 254H189V255H187ZM212 254V255H211ZM260 254V255H259ZM8 255V256H7ZM20 255V256H19ZM187 255V256H186ZM195 255H196V257H195ZM215 257H214V256ZM219 255H221V256H219ZM258 255V257H256ZM133 256L136 258V260H138V261H136L135 260V258H133ZM141 256V257H140ZM152 256V257H151ZM153 256H155V257H153ZM165 256V257H164ZM170 256V257H169ZM184 256V257H183ZM208 256H210V257H208ZM219 256V257H218ZM262 256V257H261ZM110 257V256H109ZM147 257V258H146ZM225 259H224V258ZM260 257V258H259ZM132 259V261H131V259ZM144 258V259H143ZM147 260H146V259ZM215 258H217V262H216V259ZM224 259V260H221V259ZM257 258V259H256ZM156 259V260H155ZM208 259V260H207ZM253 259V260H252ZM9 260V261H8ZM150 260V261H149ZM159 260H160V263H159ZM165 260V261H164ZM167 260V261H166ZM173 260V261H172ZM197 260H198V262H197ZM212 260V261H211ZM220 260V261H219ZM257 260V261H256ZM140 261V262H139ZM158 261V262H157ZM162 261H163V263H162ZM178 263H177V262ZM214 261V262H213ZM222 261V262H221ZM250 261V262H249ZM84 262V261H83ZM175 262V263H174ZM205 262V263H204ZM210 262V263H209ZM258 262V263H257ZM151 263V264H152ZM83 264H85V262L83 263Z\"/></svg>",
    "mask_w": 264,
    "mask_h": 264
},
{
    "label": "snow or ice",
    "instance_id": "6c2138e0",
    "mask_svg": "<svg viewBox=\"0 0 264 264\" xmlns=\"http://www.w3.org/2000/svg\"><path fill=\"white\" fill-rule=\"evenodd\" d=\"M26 179H30V177H26Z\"/></svg>",
    "mask_w": 264,
    "mask_h": 264
}]
</instances>
